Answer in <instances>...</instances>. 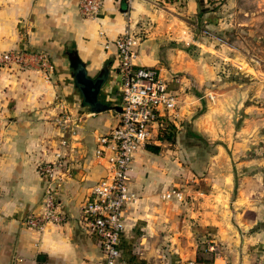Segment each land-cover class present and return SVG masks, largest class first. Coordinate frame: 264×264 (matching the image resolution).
Instances as JSON below:
<instances>
[{
    "label": "crops",
    "instance_id": "crops-1",
    "mask_svg": "<svg viewBox=\"0 0 264 264\" xmlns=\"http://www.w3.org/2000/svg\"><path fill=\"white\" fill-rule=\"evenodd\" d=\"M208 1L185 0L184 15ZM189 26L178 0H104L96 19L82 16L79 0H0V52H45L55 65L49 80L37 70L0 67V264L103 260L78 219L92 186L107 175L96 150L120 113L82 106L69 54L77 52L92 78L108 65L100 98L120 106L117 48L107 44L126 30L141 36L136 63L159 68L181 104L173 141L156 128L148 146L159 153L146 147L134 155L129 183L137 201L124 212L117 264H264V126L244 118L236 128ZM62 107L72 119L65 129L57 123ZM65 152L71 174L59 201L68 222L28 229L24 219L40 212L45 189L39 165ZM172 188L185 191L188 202L165 201Z\"/></svg>",
    "mask_w": 264,
    "mask_h": 264
},
{
    "label": "built area",
    "instance_id": "built-area-1",
    "mask_svg": "<svg viewBox=\"0 0 264 264\" xmlns=\"http://www.w3.org/2000/svg\"><path fill=\"white\" fill-rule=\"evenodd\" d=\"M104 0H79V10L86 19H96L103 9ZM130 30L118 37L113 44L117 48V78L120 90L119 123L98 141L96 156L107 163V175L96 182L84 203L78 219L80 228L99 243L103 260L99 264H117L121 257L124 232V212L137 201L129 183V171L138 150L145 149L154 140V129L165 130L177 120L181 104L178 90L162 76L156 67L136 63L141 38ZM17 66L22 70H37L51 79L55 65L45 52H0V67ZM213 100V96L209 97ZM2 123L0 111V124ZM58 125L65 129L72 123L71 116L62 107ZM62 148H68L63 140ZM39 173L45 180V189L38 214L28 215L24 225L31 230L43 231L49 224L63 225L68 217L59 201V188L71 174L68 154L58 153L54 162L39 165ZM165 201L185 203V191L172 188L162 194Z\"/></svg>",
    "mask_w": 264,
    "mask_h": 264
},
{
    "label": "rangeland",
    "instance_id": "rangeland-1",
    "mask_svg": "<svg viewBox=\"0 0 264 264\" xmlns=\"http://www.w3.org/2000/svg\"><path fill=\"white\" fill-rule=\"evenodd\" d=\"M185 7L178 0V13L194 26V51H204L214 92L234 111V125L258 118L264 126V0H209L192 16Z\"/></svg>",
    "mask_w": 264,
    "mask_h": 264
},
{
    "label": "water",
    "instance_id": "water-1",
    "mask_svg": "<svg viewBox=\"0 0 264 264\" xmlns=\"http://www.w3.org/2000/svg\"><path fill=\"white\" fill-rule=\"evenodd\" d=\"M69 58L72 76L76 89L80 94L82 106L88 108L92 114H100L113 110L121 113L122 109L120 106H113L100 98L101 91L110 76L108 65L104 66L97 77L92 78L88 75L86 65L76 51H72L69 54Z\"/></svg>",
    "mask_w": 264,
    "mask_h": 264
},
{
    "label": "trees",
    "instance_id": "trees-1",
    "mask_svg": "<svg viewBox=\"0 0 264 264\" xmlns=\"http://www.w3.org/2000/svg\"><path fill=\"white\" fill-rule=\"evenodd\" d=\"M202 13L199 14V18L201 17ZM174 134H175V131H174V127L172 125H169L165 130H163L161 132V136L160 138L161 139H166L168 141H173V138H174ZM148 150L152 151L153 153H159L160 151V148L159 147H155V146H147Z\"/></svg>",
    "mask_w": 264,
    "mask_h": 264
}]
</instances>
